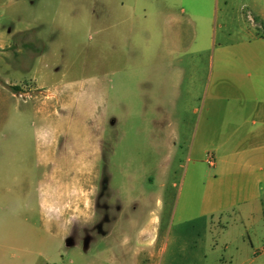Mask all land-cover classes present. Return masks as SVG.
<instances>
[{"label": "crops", "instance_id": "crops-1", "mask_svg": "<svg viewBox=\"0 0 264 264\" xmlns=\"http://www.w3.org/2000/svg\"><path fill=\"white\" fill-rule=\"evenodd\" d=\"M114 1L120 7L107 12L114 19L111 26L127 23L130 33L135 26L147 35L150 47L158 43L159 32H170L173 45L182 52L196 44L194 36H185L191 30L197 33L201 25L193 18L180 19L171 12L160 22L154 12H135L150 0ZM230 2L234 10L229 12ZM214 3L213 24L209 16L203 24L213 34L209 73L187 76L188 107L194 117L188 122L192 155L186 171L203 176L204 182L203 187L179 191L171 204L168 233L158 231L161 215L150 213L133 242L129 225L133 216L140 215L139 204L115 195L101 215L95 200L86 201L83 161L79 164L74 157H99L100 145L91 142L90 149V145L85 147L82 123L59 129L66 137L61 150L47 143L51 133L40 129L43 149L39 157H65L71 164L55 171L65 179L59 185H53L52 172L38 185L25 186L21 178L28 174L0 171V264H49L61 250L67 252L66 264H74L73 257L83 246L81 231L87 226L93 247L90 264H264V244H258L264 239V0ZM211 10L207 13L212 17ZM219 11L222 19L217 22ZM1 15L2 33L20 30L9 24L17 15L15 10ZM29 28L26 25L22 30ZM145 62L148 73L141 82L159 81L162 69L174 63ZM177 71L167 78L173 109L182 101L184 77ZM194 83L198 90L194 91ZM175 138L180 142L178 131ZM86 149L90 152L85 153ZM208 156L212 163L207 162ZM181 195H196L197 200L180 201ZM105 216L107 228L100 230L96 223Z\"/></svg>", "mask_w": 264, "mask_h": 264}, {"label": "rangeland", "instance_id": "rangeland-1", "mask_svg": "<svg viewBox=\"0 0 264 264\" xmlns=\"http://www.w3.org/2000/svg\"><path fill=\"white\" fill-rule=\"evenodd\" d=\"M231 5L226 8L229 12L234 10ZM214 6V0H150L135 8L138 14L160 15V22L173 12L201 24L197 33L185 34L194 36L196 44L182 52L173 45L170 32H159L158 43L150 47L147 35L135 26L131 33L127 23L111 26L114 19L107 12L117 10L118 1L0 0V22L1 13L15 10L17 15L9 24L20 28L10 35L0 31V44L7 42L0 46V171L28 174L21 178L25 186L38 185L52 172L53 185H59L65 179L55 171L71 163L65 157H39L40 129L50 132L47 143L61 150L66 137L59 129L82 123L85 147L91 142L100 145L99 157H74L79 164L83 161L86 201L95 200L101 215L115 195L139 204L140 215L133 216L129 225L133 242L150 213L161 215L158 231L168 233L171 204L179 191L203 187V176L186 171L192 155L188 122L194 117L188 107L187 76L209 73L213 34L203 24L205 16L213 24ZM221 19L219 11L217 22ZM26 25L30 28L22 30ZM150 59L174 63L162 69L159 81L141 82L148 73L143 63ZM177 69L184 77L182 101L173 109L167 78ZM11 85L19 89L12 91ZM194 86L198 90V83ZM195 196L181 195L179 200L196 201ZM106 222L105 216L96 224L106 230ZM90 234L89 226L81 231L83 246L73 257L74 264H90ZM258 244L262 246L264 239ZM65 253L61 250L49 264H66Z\"/></svg>", "mask_w": 264, "mask_h": 264}, {"label": "trees", "instance_id": "trees-1", "mask_svg": "<svg viewBox=\"0 0 264 264\" xmlns=\"http://www.w3.org/2000/svg\"><path fill=\"white\" fill-rule=\"evenodd\" d=\"M263 32H264V27H263ZM9 88H10L12 91H16V90L19 89V87H18L17 85H11Z\"/></svg>", "mask_w": 264, "mask_h": 264}, {"label": "built area", "instance_id": "built-area-1", "mask_svg": "<svg viewBox=\"0 0 264 264\" xmlns=\"http://www.w3.org/2000/svg\"><path fill=\"white\" fill-rule=\"evenodd\" d=\"M207 162H208V163H212V158H211V156H208V157H207Z\"/></svg>", "mask_w": 264, "mask_h": 264}]
</instances>
